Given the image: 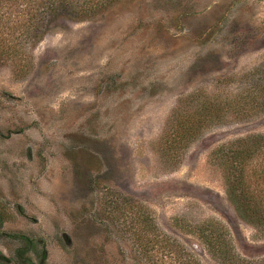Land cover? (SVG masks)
I'll list each match as a JSON object with an SVG mask.
<instances>
[{"label":"rangeland","instance_id":"1","mask_svg":"<svg viewBox=\"0 0 264 264\" xmlns=\"http://www.w3.org/2000/svg\"><path fill=\"white\" fill-rule=\"evenodd\" d=\"M28 53L0 63V264H264L214 156L264 134L228 107L264 70V0H127ZM185 99L227 110L170 162Z\"/></svg>","mask_w":264,"mask_h":264},{"label":"trees","instance_id":"2","mask_svg":"<svg viewBox=\"0 0 264 264\" xmlns=\"http://www.w3.org/2000/svg\"><path fill=\"white\" fill-rule=\"evenodd\" d=\"M126 1L0 0V63L17 60L15 72L23 75L27 71L23 62L30 53L28 50H33L63 22L100 19ZM256 71L250 76L255 81L253 89L246 96L230 102L229 110L264 111V78L260 80L264 70ZM242 100L246 101L244 108ZM188 104L194 109L191 113ZM224 108L223 111L211 104L195 107L191 100H181L159 141L163 158L177 163L179 153L193 144L210 125L208 121L213 117L210 113H217V119H222L227 110ZM214 154L222 169L227 196L237 215L264 235V134L235 140L219 147Z\"/></svg>","mask_w":264,"mask_h":264}]
</instances>
